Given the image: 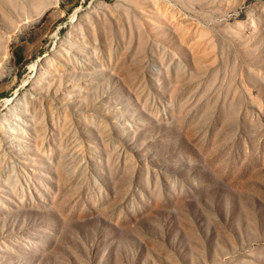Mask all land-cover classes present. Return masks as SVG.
Here are the masks:
<instances>
[{
  "label": "rangeland",
  "instance_id": "1",
  "mask_svg": "<svg viewBox=\"0 0 264 264\" xmlns=\"http://www.w3.org/2000/svg\"><path fill=\"white\" fill-rule=\"evenodd\" d=\"M0 264H264V0H0Z\"/></svg>",
  "mask_w": 264,
  "mask_h": 264
},
{
  "label": "bare ground",
  "instance_id": "2",
  "mask_svg": "<svg viewBox=\"0 0 264 264\" xmlns=\"http://www.w3.org/2000/svg\"><path fill=\"white\" fill-rule=\"evenodd\" d=\"M75 11H76V9H75ZM75 11H74V12L72 13V15H71V18H72V19H73V18L76 16V14H77V13H75ZM35 65H36V63H33V64H32V68L35 67ZM15 92H16V91H15Z\"/></svg>",
  "mask_w": 264,
  "mask_h": 264
},
{
  "label": "water",
  "instance_id": "3",
  "mask_svg": "<svg viewBox=\"0 0 264 264\" xmlns=\"http://www.w3.org/2000/svg\"><path fill=\"white\" fill-rule=\"evenodd\" d=\"M78 10H79V9H76L75 13H77V12H78Z\"/></svg>",
  "mask_w": 264,
  "mask_h": 264
}]
</instances>
